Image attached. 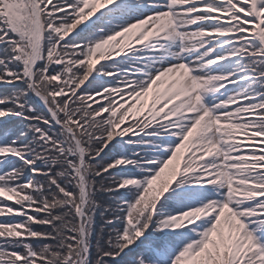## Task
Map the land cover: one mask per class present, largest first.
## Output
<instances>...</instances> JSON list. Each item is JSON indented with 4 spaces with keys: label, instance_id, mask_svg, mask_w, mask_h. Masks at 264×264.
Segmentation results:
<instances>
[{
    "label": "snow or ice",
    "instance_id": "obj_1",
    "mask_svg": "<svg viewBox=\"0 0 264 264\" xmlns=\"http://www.w3.org/2000/svg\"><path fill=\"white\" fill-rule=\"evenodd\" d=\"M0 218V264H264V0H0Z\"/></svg>",
    "mask_w": 264,
    "mask_h": 264
},
{
    "label": "trees",
    "instance_id": "obj_2",
    "mask_svg": "<svg viewBox=\"0 0 264 264\" xmlns=\"http://www.w3.org/2000/svg\"><path fill=\"white\" fill-rule=\"evenodd\" d=\"M2 219H4V218H0V220H2ZM38 229H40V230H44V228H42L41 226H39V225H37L36 226Z\"/></svg>",
    "mask_w": 264,
    "mask_h": 264
}]
</instances>
